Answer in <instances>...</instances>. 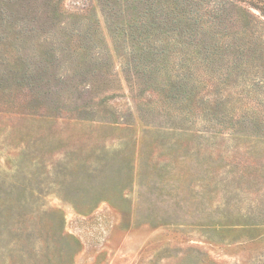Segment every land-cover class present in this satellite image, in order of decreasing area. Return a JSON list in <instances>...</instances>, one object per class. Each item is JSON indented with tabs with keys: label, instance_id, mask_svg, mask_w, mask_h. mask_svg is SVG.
<instances>
[{
	"label": "rangeland",
	"instance_id": "1",
	"mask_svg": "<svg viewBox=\"0 0 264 264\" xmlns=\"http://www.w3.org/2000/svg\"><path fill=\"white\" fill-rule=\"evenodd\" d=\"M0 264H264V0H0Z\"/></svg>",
	"mask_w": 264,
	"mask_h": 264
}]
</instances>
